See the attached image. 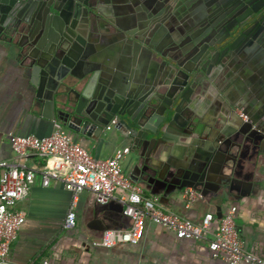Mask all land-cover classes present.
<instances>
[{"label":"crops","instance_id":"crops-1","mask_svg":"<svg viewBox=\"0 0 264 264\" xmlns=\"http://www.w3.org/2000/svg\"><path fill=\"white\" fill-rule=\"evenodd\" d=\"M137 1L142 5L147 2ZM173 1L168 3L172 4ZM154 2L160 3V0H154L147 7L151 8ZM89 3L97 13L89 15L87 21L76 22L74 31L79 38L78 45L72 50V55L66 57L69 63H73L72 69L81 77V83L88 81L92 71L113 76L116 70L123 75H135L139 79L140 88L145 91H163L161 84L168 79V68L163 65L174 59L175 48V44L167 40L163 27L158 30L159 23L154 24L145 38L150 43L152 52L143 47L136 49L128 45L126 39L128 33L137 28L132 21V13L139 11V4L133 7L131 0H90ZM151 36L152 39L149 40ZM254 42L258 43L257 40ZM248 50L249 55L244 52L235 53V59L230 64L224 62L222 67L215 68L211 73L215 86L196 89L182 105L177 127L171 132L177 142L152 158V179L148 181L147 175L143 176L141 171L134 170L130 163L127 144L107 145L100 139H92L91 136L72 133L63 128L96 159H110L116 150L127 148L128 152L121 160L125 175L143 188L144 196L157 199L164 209L174 214L198 222L206 212H212L218 219V215L224 214L230 206H236L235 226L243 247L264 257V155L260 141L255 137L249 141H242L236 135L231 137V141L241 144L231 149L238 167L249 168L253 173L247 175L240 172L235 175L253 183L249 192L246 187L235 186L231 188L229 199L209 201L204 198L188 207L181 200L182 191L178 194H164L161 189L158 194L154 193L157 190V177L153 169L159 170L184 159L188 141L202 142L201 137L210 131L211 138H214L222 129H232L235 123L246 121L240 117L241 112L246 117H256L253 114L264 109V65H254L252 56L256 47H249ZM262 51L261 57L264 59V49ZM23 65L24 62L14 60L7 44L0 40V161L8 163H17L9 144L11 136L31 134L44 137L52 132L54 123H58L47 120L36 112V86L32 83L30 72ZM248 100H254L252 107L248 106ZM231 105L235 106L232 112ZM262 119L264 120V116ZM112 125H108L110 134L115 132ZM189 125L196 126L197 130L189 138H185L180 134V128ZM259 127L264 130V124ZM24 164L34 172V178L27 196L17 204V208L24 214V222L19 228L17 239L10 247V263L224 264L212 258L206 239L181 240L172 232L151 222L145 224L143 236L136 245L93 247L91 242L99 238L103 231L126 229L130 226V219L121 213L113 218L115 226L100 228L104 223V214L97 209L101 205L93 203L89 191L84 190L78 196L75 207V227L64 229L62 224L72 197L63 185L62 179L66 173L63 162L56 157L42 158L31 154ZM39 171L55 173L47 186L41 184ZM132 177L136 178L135 181ZM113 201L119 204L116 199ZM217 206L220 207L219 210ZM97 222L100 224H95Z\"/></svg>","mask_w":264,"mask_h":264},{"label":"water","instance_id":"water-1","mask_svg":"<svg viewBox=\"0 0 264 264\" xmlns=\"http://www.w3.org/2000/svg\"><path fill=\"white\" fill-rule=\"evenodd\" d=\"M131 1L133 7L139 4ZM153 1L139 4V11L132 13L137 28L128 33L126 42L152 52L145 38L154 24L159 23L158 30L163 27L167 40L175 44L174 59L163 65L168 68V79L161 84L163 91H145L135 75L116 70L113 76L92 71L88 81L81 83L66 57L78 45L76 22L87 21L89 15L97 13L90 0H0V40L7 44L14 60L24 62L30 72L36 86V112L69 132L100 139L107 145L127 144L130 163L134 170L147 175V181L152 179V158L177 142L171 132L177 127L182 105L196 89L215 86L211 74L215 68L224 62L230 64L235 53L249 55V47L257 49L252 56L254 65H264V0H174L172 4L160 0L147 7ZM222 9L225 13L218 16ZM247 104L252 107L254 100ZM234 107L230 106V112ZM253 115L256 117L248 115L232 129H222L214 138L210 131L201 137L202 142L188 141L184 159L153 169L157 177L154 193L162 189L164 194H178L191 188L209 201H221L229 199L235 186L246 187L249 192L253 183L235 175L253 173L238 167L231 149L241 144L231 137L236 135L242 141L255 137L264 155L259 127L264 124V109ZM113 119L115 132L110 134L107 127ZM196 130L194 125L184 126L180 134L189 138ZM97 210L104 214L100 228L106 229L115 226L113 218L122 213L123 206L110 200Z\"/></svg>","mask_w":264,"mask_h":264},{"label":"built area","instance_id":"built-area-1","mask_svg":"<svg viewBox=\"0 0 264 264\" xmlns=\"http://www.w3.org/2000/svg\"><path fill=\"white\" fill-rule=\"evenodd\" d=\"M240 117L247 120L242 113ZM115 122L116 119L111 121L112 124ZM261 133L264 137V130ZM9 144L17 163L0 161V264H12L8 261L10 247L24 222V214L17 204L27 196L34 178V172L24 164L31 154L59 158L66 168L62 181L72 199L63 220L64 229L75 227V207L84 190L89 191L93 203L101 205L116 199L122 204V214L130 219V226L103 231L91 242L93 247L136 245L143 236L145 224L151 222L181 240L206 239L212 258L224 264H264V257L243 247L235 226L236 206H230L218 219L212 212H206L198 222L164 209L157 199L144 196L143 188L123 172L121 160L128 152L127 148L116 150L110 159H96L73 140L60 123H54L47 136L13 135ZM39 174L43 186H47L49 179L55 176V173L45 171H39ZM180 197L186 207L204 199L199 191L191 188L184 189Z\"/></svg>","mask_w":264,"mask_h":264},{"label":"flooded vegetation","instance_id":"flooded-vegetation-1","mask_svg":"<svg viewBox=\"0 0 264 264\" xmlns=\"http://www.w3.org/2000/svg\"><path fill=\"white\" fill-rule=\"evenodd\" d=\"M226 7H227V6H226ZM221 13H223V14L225 13V12H224V9H222V10L219 11V12H217L216 14L219 16Z\"/></svg>","mask_w":264,"mask_h":264}]
</instances>
